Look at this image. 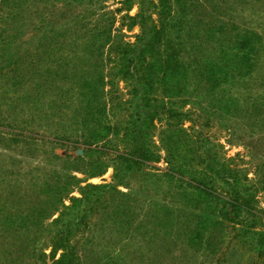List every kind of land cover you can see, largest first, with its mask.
Returning a JSON list of instances; mask_svg holds the SVG:
<instances>
[{"label": "rangeland", "instance_id": "obj_1", "mask_svg": "<svg viewBox=\"0 0 264 264\" xmlns=\"http://www.w3.org/2000/svg\"><path fill=\"white\" fill-rule=\"evenodd\" d=\"M141 1L0 0L20 7L0 18V264H55L65 251L64 264H264V0H168L164 101L188 116L145 124L151 162L68 228L56 222L84 187L112 183L116 152L133 147L138 84L108 43L136 41L126 17ZM98 25L110 33L101 47ZM230 176L260 236L222 214L215 194L230 195Z\"/></svg>", "mask_w": 264, "mask_h": 264}, {"label": "trees", "instance_id": "obj_2", "mask_svg": "<svg viewBox=\"0 0 264 264\" xmlns=\"http://www.w3.org/2000/svg\"><path fill=\"white\" fill-rule=\"evenodd\" d=\"M129 1L131 2L132 0H125L126 3ZM140 5L141 8L135 16L126 17L130 25L139 24L141 27V33L137 36L136 41L133 43H108V49L114 51L117 55L115 66L118 73L138 84V88L135 91L139 99L137 103V118L132 127L128 129L133 147L129 151L116 152L119 168L112 183L87 185L83 189V197L76 199L72 207L56 220L57 223L64 222L63 226L66 228L72 221L77 219L80 207H85L84 213H88L90 209L94 208L96 201L100 200L99 193H108V190L115 188L116 183L122 179L123 175L151 162L153 153L149 145L144 141L145 134L143 129L145 124L154 121L155 118L163 121L167 120L169 123H177L184 116H188L186 113L178 112L168 107L164 101L173 92L170 84H168L170 80L166 79L167 73L172 71L170 68L171 63L175 62L173 56H176L175 49L171 46L168 47L167 43H163V37H167L168 28L171 26L169 18L171 6L168 0H158V3L154 0H142ZM19 8L0 11V18L4 21L19 16ZM154 12L159 15V24H156L152 19V13ZM92 32L90 37H104L98 47L108 41L105 39L106 37H110L107 25H98ZM157 74H161V77H158ZM156 78L162 81L160 85L161 100L153 93L152 83L155 82L154 79ZM222 180L229 187L230 195L223 196L216 193L215 197L222 202L220 210L224 217L233 224L242 225L244 233L260 236L259 232H251L247 228L250 226V220L259 217V212L249 202L250 198L242 194L237 187L238 183L234 176L224 177ZM90 191L98 192L97 196L93 194L96 199L89 195ZM56 235L58 234L56 233ZM68 258L69 253L65 251L63 260H59L55 264H64Z\"/></svg>", "mask_w": 264, "mask_h": 264}]
</instances>
